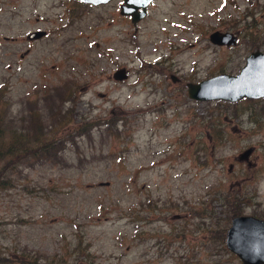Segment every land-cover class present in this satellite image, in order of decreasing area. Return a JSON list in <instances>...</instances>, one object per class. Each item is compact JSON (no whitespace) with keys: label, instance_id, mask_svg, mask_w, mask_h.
Listing matches in <instances>:
<instances>
[{"label":"rangeland","instance_id":"obj_1","mask_svg":"<svg viewBox=\"0 0 264 264\" xmlns=\"http://www.w3.org/2000/svg\"><path fill=\"white\" fill-rule=\"evenodd\" d=\"M123 3L0 0L2 138L26 143L0 162V264H243L226 235L232 205L264 218V97L188 83L264 51V0H153L137 23Z\"/></svg>","mask_w":264,"mask_h":264},{"label":"water","instance_id":"obj_2","mask_svg":"<svg viewBox=\"0 0 264 264\" xmlns=\"http://www.w3.org/2000/svg\"><path fill=\"white\" fill-rule=\"evenodd\" d=\"M84 3L102 5L112 0H80ZM153 0H124L121 14L131 16L137 23L148 14L147 7ZM46 30H34L28 34L30 41L43 38ZM211 41L220 46H235L238 43L237 34L231 31H215L210 35ZM116 80L128 79L126 67L114 72ZM177 80L176 77H174ZM189 96L197 100L238 101L243 98L264 97V51H253L246 64L238 74L220 73L199 83H188ZM252 148L239 155L240 160H249ZM228 249L239 256L243 264H264V218L254 215H237L226 235Z\"/></svg>","mask_w":264,"mask_h":264},{"label":"trees","instance_id":"obj_3","mask_svg":"<svg viewBox=\"0 0 264 264\" xmlns=\"http://www.w3.org/2000/svg\"><path fill=\"white\" fill-rule=\"evenodd\" d=\"M68 113V111H67ZM2 115L0 114V162L9 159L10 157H13L17 154H20L23 149L25 148L24 145L26 143L21 144L17 136L10 139L12 142L11 144H7V142L2 138L3 134L7 131L6 125L2 124ZM239 206L232 205V213L234 216L241 215L240 212L242 208L240 207V210H238Z\"/></svg>","mask_w":264,"mask_h":264},{"label":"flooded vegetation","instance_id":"obj_4","mask_svg":"<svg viewBox=\"0 0 264 264\" xmlns=\"http://www.w3.org/2000/svg\"><path fill=\"white\" fill-rule=\"evenodd\" d=\"M47 33H48V32H47ZM46 36H47V35H46ZM46 36H44V37H46ZM44 37H43V38H44ZM43 38H40V39H43ZM40 39H36V40H40ZM34 41H35V40H34ZM31 42H33V41H31Z\"/></svg>","mask_w":264,"mask_h":264}]
</instances>
